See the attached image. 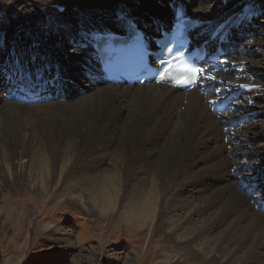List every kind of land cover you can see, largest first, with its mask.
<instances>
[{"label":"bare ground","instance_id":"1","mask_svg":"<svg viewBox=\"0 0 264 264\" xmlns=\"http://www.w3.org/2000/svg\"><path fill=\"white\" fill-rule=\"evenodd\" d=\"M61 1L54 23L15 6L10 29H0V164L10 181L15 170L36 176L32 162H55L45 170H58V184L73 175V162L94 164V186L81 183L59 195L90 212L86 195L95 193V213L106 220L121 215L140 231L153 226L156 199L168 197L171 212L158 225L179 244L169 264H264V143L254 145L264 140V121L246 124L254 111L264 116V24L255 20L264 16V0H218L214 7L203 0ZM177 2L202 33L219 26L239 39L218 70L204 72L200 87L109 84L89 51H68L98 32L122 34L130 20L152 34L174 20ZM201 32L214 46L217 38ZM223 100L236 112L215 113ZM108 159L110 171L100 165ZM37 177L29 188L44 194L53 176Z\"/></svg>","mask_w":264,"mask_h":264},{"label":"rangeland","instance_id":"2","mask_svg":"<svg viewBox=\"0 0 264 264\" xmlns=\"http://www.w3.org/2000/svg\"><path fill=\"white\" fill-rule=\"evenodd\" d=\"M217 2L218 0H203L208 7L216 6ZM62 3L61 0H0V29H10L15 6L21 10L28 7L40 16L43 13L54 23L63 11ZM255 20L259 21V24H264V16L261 13ZM246 43L248 48V42ZM68 51L75 52V55L76 52H80L78 48L70 47ZM254 112L256 116L254 115L252 120L248 119L246 124L253 123L259 126L258 122L264 121V116L259 110V113ZM244 117L248 118L247 115ZM239 124L241 122L234 123V126ZM254 130L260 132L259 127H255ZM254 143L255 146L263 144L264 140L259 136ZM259 156L262 157L259 154L256 158ZM108 160L101 162L100 165L103 164V167L110 171L113 162ZM51 163L55 162H32L30 169L38 170L36 176L28 175L27 169H22L24 173L15 170L14 182L10 181L7 169L3 170L0 164V174H3L0 181V264H139V262L143 264L141 262L144 261H153L148 264H164L160 262L162 259H168L167 264L172 263L179 244L163 236L158 225L161 217L171 212L168 197L162 202L159 198L156 199L153 226L147 224V230L140 231L121 215H110V220L109 217L106 220L105 215L95 213L97 207L91 206L90 202L95 201V193L86 195L87 207L92 208L90 212L67 203L59 195L62 190L66 192L81 183L83 186L89 183L94 186L96 181L93 174L97 171L94 164L85 168L86 162H73L72 166L75 165L73 175H67L62 183L58 184V170L55 172L45 170V166ZM56 163L61 167L67 162L58 160ZM3 165L7 167V164ZM47 173L53 176L48 189L44 194H38L37 190L33 192L29 188L31 182L36 180L35 183L38 184L37 176ZM20 174L24 175L23 178ZM73 179L80 181L76 182ZM138 234L142 237L139 238ZM164 253H168L169 257L163 258ZM260 260H264V257H260Z\"/></svg>","mask_w":264,"mask_h":264},{"label":"snow or ice","instance_id":"3","mask_svg":"<svg viewBox=\"0 0 264 264\" xmlns=\"http://www.w3.org/2000/svg\"><path fill=\"white\" fill-rule=\"evenodd\" d=\"M168 52L169 54H171L172 49H168ZM173 59H175V57H173ZM160 64L163 67V71L161 72V80H163L166 76L171 75L172 63L169 60H161ZM184 71L186 73L185 77L183 79L173 78L174 83H177V84L193 83L194 81H197L202 77L205 70L199 67L185 66ZM208 78L215 79V77L213 76H209Z\"/></svg>","mask_w":264,"mask_h":264},{"label":"water","instance_id":"4","mask_svg":"<svg viewBox=\"0 0 264 264\" xmlns=\"http://www.w3.org/2000/svg\"><path fill=\"white\" fill-rule=\"evenodd\" d=\"M193 18H195V17H193ZM196 19V18H195Z\"/></svg>","mask_w":264,"mask_h":264}]
</instances>
